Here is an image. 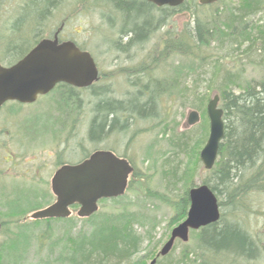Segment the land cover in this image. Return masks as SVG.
<instances>
[{
	"label": "rangeland",
	"instance_id": "374dc122",
	"mask_svg": "<svg viewBox=\"0 0 264 264\" xmlns=\"http://www.w3.org/2000/svg\"><path fill=\"white\" fill-rule=\"evenodd\" d=\"M79 1L77 7L73 5L75 0H67V4L64 5L67 17L71 18L64 25L63 40L73 41L91 54L95 62L97 61L100 79L89 89L76 90L74 96L76 103H70V107L59 104L61 97L59 94L66 90L65 87L55 88L50 94L38 98L32 105L5 106L17 113L20 140L19 147L14 149L18 157L14 172L10 165L0 166L3 172L16 176L15 180L10 178L0 180L2 225L0 264H63L55 261L58 249H53L52 244L61 236L67 237V233H70L72 239L75 238L79 231L89 229L90 223L76 216L78 207L71 208L72 215L67 223L32 221L30 216L55 201L50 190V180L59 165H75L96 150L111 151L116 156L125 158L134 169L129 177L122 203L117 205L110 202L99 203L98 213L107 215L122 209L135 213L141 222L137 226V232L147 238L139 256L152 253L145 262L149 264L168 239L171 229L177 225L171 223L180 214L176 199L182 194L184 187H197L212 177L211 171L204 170L199 160V153L208 136V119L203 123L200 111H197L199 123L194 126L187 125L189 113L196 111L190 107L196 91L194 88L191 93L185 91L188 83H191L192 79L196 81L199 76L198 93H202L209 84L208 101L212 95L219 94L216 87L226 72L237 74L238 84L241 86L246 84L254 86L264 81V51H255V48L256 50L262 48L264 41V0H219L214 5L197 10L205 17L220 14L222 23L231 10L237 14L244 12L243 27L249 31L246 35L250 36L253 43L249 45L250 42L245 41V45L238 48H231L230 41L224 44L212 43L208 50L204 51L205 54L199 53V56L203 55L206 58L204 64L218 61L221 73L211 78L212 66L207 65L198 71V75L196 73L189 75L187 81L181 83L180 79H177L175 85L170 84L174 70L187 65L189 59H183L178 54L165 55L166 36L167 32L173 31L175 39L178 40L185 27L193 26L191 7H188L187 11L174 13L167 19L166 26L154 28L146 35V39L134 48L137 58L133 62H127L128 56L130 57L134 51L124 47V50H127L126 55L114 49L122 28L119 14L112 6L101 4L100 0ZM135 1L145 3V0ZM194 1L197 3V0ZM248 3H250L248 9L253 10L246 12ZM58 12L59 8L52 13L48 21L37 24L35 31L37 35L47 33L50 27L54 30L59 27ZM152 16L157 18L159 13L154 12ZM224 24L227 25V22ZM236 30L240 32L238 27ZM123 45L124 40L120 47ZM14 59L17 58H9ZM141 68H145L143 77L139 73ZM133 82H137L138 85L146 82L156 83L163 89L161 92H165L156 99L154 116L144 119L136 115L120 117L116 128L101 139L91 141L87 132L93 118V105L100 98L128 100L138 89L133 87ZM233 91L235 95L243 93L241 88H235ZM92 92L102 96L98 97ZM124 123L126 126L121 129L119 125ZM202 126L206 132L205 138L199 147L194 146L195 154L186 161L187 157L182 151L179 152V148L184 142L190 143L191 135L200 134ZM218 160L219 158L216 162ZM175 161L182 165L187 164L189 168L190 177L185 185L176 183L180 180L181 172L173 171ZM13 186L18 188L15 195H11ZM34 191H37L39 196L29 197L28 195H34ZM250 196L252 197L248 200V207L246 209L240 207L235 212L225 206L226 201L221 196L217 199L219 204H225L219 205L222 221L239 226L258 241L263 249L259 258L256 261H242L221 252L210 253L206 255L208 264H229L232 260L236 264H264V192H254ZM27 198L34 202L37 199L42 206L24 216H12L9 207L13 206L19 210L18 205L20 208L27 205L25 200ZM7 202L9 207L6 206ZM201 230L191 232L188 243L177 242L170 256L161 264H181L180 257L185 252L189 262L196 260L198 255L195 248L199 243ZM10 243L15 246L11 254ZM188 261L186 264H198Z\"/></svg>",
	"mask_w": 264,
	"mask_h": 264
},
{
	"label": "trees",
	"instance_id": "16d2710c",
	"mask_svg": "<svg viewBox=\"0 0 264 264\" xmlns=\"http://www.w3.org/2000/svg\"><path fill=\"white\" fill-rule=\"evenodd\" d=\"M47 1L51 2V0ZM79 2V0H75L73 5L77 7ZM100 3L112 6L113 10L119 14L122 23L120 35L128 33L132 36L129 40V45L135 40L146 39V35H149L154 28L166 26L167 19L174 13L187 11V8L191 7L190 16L193 26L185 27L180 33L178 40L175 39L173 31L167 32L164 54H178L183 59H189L187 65H184V67L180 66L174 70L171 85H175L178 81L177 79H180L181 83L187 81L189 75L197 74L199 70L204 69L207 65L212 66L211 78L221 73L218 61L204 64L203 62L206 58L203 55L202 57L199 56V53L205 54L204 51L208 50L212 43L224 44L226 41H230L229 45L231 48L241 47V45H245V41H249V45L253 43L250 40V36L246 35L249 31L243 27L244 12L237 14L231 10L232 12H229L225 18V22H227V25H225V22H221V16L218 13L212 17L202 16L197 10L203 6H199L198 2L196 3L194 0H185L184 4L178 8H156L149 3L136 2L135 0H100ZM44 5V2H42L41 4L37 3L35 6V31L38 23H44L40 19L43 13L40 9ZM249 6L250 3L247 4V9L245 8L246 12L253 10V8L248 9ZM154 12L159 13L157 18L152 16ZM70 18L68 16L67 20ZM237 27L240 29L239 33L236 30ZM42 35H37L35 32V39L39 40ZM247 37L249 38L247 39ZM117 44L118 42L115 44L116 47H118ZM248 47L250 48V46ZM261 50L264 51V41H262V48L257 50L255 48V51ZM24 55V52L19 53L20 57ZM144 71L145 68L139 69L142 77L144 76ZM224 74L216 87L219 93L216 95L219 96V102H221L220 109L223 111L224 138L219 147V160L211 170L212 177L203 184L210 188L216 198L221 196L226 201L227 205L223 203L219 205L228 206L230 210L235 212L240 207L243 209L248 207V200L252 197L250 196L251 193L264 192V81L254 86L250 84L241 86L238 84L239 76L237 74L229 72ZM137 80L140 81V79ZM198 80L199 76L196 81L192 79L185 91L191 93L192 88L196 91L190 107L196 109V112L200 111L201 120L205 123L207 117L206 108L204 111V107L210 100L207 101L210 85H206L204 91L198 93ZM133 87H138V89L128 100L117 101L100 98L93 105V118L87 132L91 141L101 139L116 128L120 117L136 115L144 119L154 116L156 99L159 98V95L165 93L161 92L163 89L156 83L148 84V82L141 85L133 82ZM235 88H241L243 93L235 95L233 91ZM65 89L62 94H59L61 96L59 104L70 107V103H76L74 98L75 90L68 87H65ZM92 94L96 95L95 92H92ZM99 95L96 96H102ZM197 113L199 114V112ZM125 119L128 120V118ZM125 126V123L119 125L121 129ZM199 132L200 134L188 136L190 143L187 144L183 141L184 143L179 148V152L182 151L184 156L187 157L186 161L195 154V148L199 147L205 138L204 126H202V132L201 130ZM183 148L185 149L184 151ZM62 165L65 164H61L59 167ZM188 170L187 164L182 165L180 162L175 161L173 171L181 172L179 175L180 180L176 182L177 184L185 185L188 183L187 179L190 177ZM190 189L185 186L182 194L177 197L176 202L180 207V214L172 221L171 225H176L185 219L186 210L189 206L188 191ZM28 196L35 198V196H39V193L34 191V195ZM14 199L12 198V200ZM18 200L21 202L20 199ZM25 200L27 205L21 208L18 205L19 210L13 208V206L9 207V201L7 202L6 206L9 207L12 216H24L28 212L36 211L42 206L36 201L37 199L35 202L29 198ZM122 201L123 198L121 197L109 201H101L100 203L110 202L117 205L120 202L122 203ZM50 221L67 223L69 219ZM84 221L90 223L89 229L79 231L73 239L70 233H67V237L64 238L65 235L61 236L52 244L53 249H58L55 261L57 260L63 264H145L146 260L152 255L150 253L139 256L147 238L137 232V226L141 222L135 213L126 209L107 215L97 212ZM199 235V239L197 237L199 243L195 248L198 255V257L196 255L197 259L189 262L185 252L180 257L181 264H186L187 261L189 263L208 264L206 255L220 252L234 257L235 260L256 261L263 250L259 246L258 241L251 237L247 231L237 225H233V223H224L221 215L219 222L203 228ZM9 246H11L9 247L11 254L15 246L11 245V243ZM16 248L18 250L19 246ZM170 254L165 258L157 259L155 264H161L166 261ZM0 260H2L1 257ZM229 264H236V262L232 260Z\"/></svg>",
	"mask_w": 264,
	"mask_h": 264
},
{
	"label": "water",
	"instance_id": "95a60500",
	"mask_svg": "<svg viewBox=\"0 0 264 264\" xmlns=\"http://www.w3.org/2000/svg\"><path fill=\"white\" fill-rule=\"evenodd\" d=\"M218 1L198 0V5L211 6ZM146 2L156 8H178L185 0ZM61 29H58L53 39H43L37 43L14 65H0V106L7 102L31 105L38 97L46 96L59 84L88 89L98 82L99 72L91 55L80 51L72 41L58 42ZM219 101V96L214 94L206 105L209 132L199 153V160L206 171L213 168L224 138L223 111L219 108ZM199 120V114L191 111L187 125L194 126ZM132 172L133 167L127 160L117 157L111 151L102 150L93 152L78 164L63 165L50 180V190L55 201L32 213L30 219H67L71 216L70 208L73 206H78L76 216L79 219H88L98 211L101 200L117 199L125 194ZM188 200L186 218L172 228L168 240L149 264H155L159 257H167L177 241L188 243L191 231L219 222V203L207 185L191 188Z\"/></svg>",
	"mask_w": 264,
	"mask_h": 264
},
{
	"label": "flooded vegetation",
	"instance_id": "af4514ba",
	"mask_svg": "<svg viewBox=\"0 0 264 264\" xmlns=\"http://www.w3.org/2000/svg\"><path fill=\"white\" fill-rule=\"evenodd\" d=\"M42 2H44L45 7L43 6L40 9L41 11H43L40 18L41 20H43L44 22L48 21L52 13L59 8L58 17L62 21L57 29L54 30L53 27H50L47 33H44L41 38L37 40L35 39V6L37 5V3L41 4ZM145 3L147 2L145 1ZM64 5H66V0H51V2L47 0H0V64L4 67L12 66L14 63L25 56L24 55L20 57V52H24L25 54H27L41 40L46 38L53 39L59 28L62 29L58 33V42L64 41L62 32L64 30L65 21L67 20V9L64 7ZM131 37V34L128 33L125 35H119L117 40L119 45L118 47H114V49L118 53L126 54L127 50H124V47L134 51V53L130 57L128 56L129 61L127 62H133V60L137 58V52L134 50V48L138 45V43L144 41V39L135 40L132 44L129 45V40L131 39ZM122 40L125 41V45L120 47ZM77 47L80 51H86L84 48H81L78 45ZM11 57L17 59L9 60V58ZM95 64L99 72L97 61L95 62ZM58 86H65L70 89L72 88L64 84H60ZM72 89L75 91L80 90L75 88ZM8 104L18 103L7 102L0 106V166L3 164L10 165L12 168V172H14L18 164V157L16 156L14 149H16L17 146L19 147V126L16 119L17 113L15 112V110L11 108H5V106H7ZM86 158H88V156ZM5 173L6 171L3 172L0 169V180L4 178L15 180L16 176L9 175L7 173L6 175H4ZM16 191L17 188L13 186L11 195L15 194ZM0 226L2 228L1 224Z\"/></svg>",
	"mask_w": 264,
	"mask_h": 264
},
{
	"label": "bare ground",
	"instance_id": "6f19581e",
	"mask_svg": "<svg viewBox=\"0 0 264 264\" xmlns=\"http://www.w3.org/2000/svg\"><path fill=\"white\" fill-rule=\"evenodd\" d=\"M117 45H119V44H117ZM216 161H217V160H216ZM215 163H216V162H215ZM214 165H215V164H214ZM213 167H214V166H213ZM212 169H213V168H212ZM212 169H211V170H212ZM230 224H232V223H230Z\"/></svg>",
	"mask_w": 264,
	"mask_h": 264
}]
</instances>
